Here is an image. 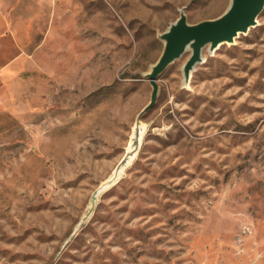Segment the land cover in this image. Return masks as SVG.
Here are the masks:
<instances>
[{
	"label": "rangeland",
	"instance_id": "374dc122",
	"mask_svg": "<svg viewBox=\"0 0 264 264\" xmlns=\"http://www.w3.org/2000/svg\"><path fill=\"white\" fill-rule=\"evenodd\" d=\"M230 1L0 0V264H264V7L147 78Z\"/></svg>",
	"mask_w": 264,
	"mask_h": 264
},
{
	"label": "water",
	"instance_id": "95a60500",
	"mask_svg": "<svg viewBox=\"0 0 264 264\" xmlns=\"http://www.w3.org/2000/svg\"><path fill=\"white\" fill-rule=\"evenodd\" d=\"M263 7L264 0H231L226 10L218 17L191 24L187 22L186 15L181 9L177 19L160 34L164 40V47L147 78L154 85L158 74L190 47L191 55L183 68L187 78L194 64L200 60L201 49L206 43L215 46L222 41H233L240 32L247 31L257 23V16ZM155 94L156 85L152 93V102Z\"/></svg>",
	"mask_w": 264,
	"mask_h": 264
}]
</instances>
